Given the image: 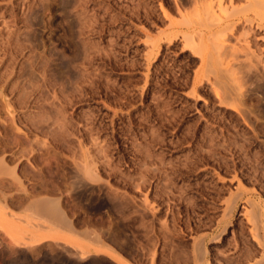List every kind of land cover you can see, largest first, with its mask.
I'll return each instance as SVG.
<instances>
[{"label":"rangeland","instance_id":"obj_1","mask_svg":"<svg viewBox=\"0 0 264 264\" xmlns=\"http://www.w3.org/2000/svg\"><path fill=\"white\" fill-rule=\"evenodd\" d=\"M187 1L0 0V264H263L264 32L205 75Z\"/></svg>","mask_w":264,"mask_h":264},{"label":"bare ground","instance_id":"obj_2","mask_svg":"<svg viewBox=\"0 0 264 264\" xmlns=\"http://www.w3.org/2000/svg\"><path fill=\"white\" fill-rule=\"evenodd\" d=\"M185 5H186V9L181 12L180 19L179 20L177 19L178 20L177 22H174L175 20H173L171 15L167 13L166 16H168L169 18V23H168L169 25L167 27L170 28L169 30L170 32L167 34V37L166 36L165 37H166V40H168V42H171L174 38H176L179 35V37L182 39L183 47L191 50L193 54L198 55L200 59V67L205 69L204 74L207 72L208 74L211 73L217 76L219 75L220 71L229 72V73L234 74L235 70L238 69L235 67L237 63H235L234 61L236 60L237 62L239 56L241 55L246 58L247 61L245 59H243V61L245 60L247 62L246 63L244 61L246 65L248 64L247 65L248 67L253 65L254 61L252 57L254 56V50L251 49V46L249 45V42L251 39L248 40V38L252 37V40H253L254 35H256L257 32L259 31L264 32V0H192V1L188 0ZM188 7H192V9H189ZM175 23H177L176 25L178 26L176 28H175ZM231 39L235 40L233 44H231L230 42ZM149 54L151 55V53ZM150 58L148 57V59ZM241 63L243 65L242 60H241ZM241 63L239 62V64ZM200 74L201 73L199 69L195 71V78L197 80H199ZM239 86L243 87L240 84ZM240 111H242V109ZM243 111L245 110L243 109ZM243 116H245L246 118L247 115L243 114ZM89 165H90V162H89ZM87 168L90 170L89 167ZM89 170L87 171L85 170L84 173L87 175L90 172L91 174L89 173L88 176L89 177L90 175L93 176L92 171L91 170L89 171ZM44 198L45 200H43ZM44 198L43 197L42 199L40 198L41 199L40 202L36 203L35 205L33 204L34 208L36 207L38 214L42 213L41 218H45L43 217L45 213L47 217L50 214L49 218L50 216H52L50 218V221L52 220L51 221L52 223L53 222L56 223L57 222L56 218L53 219V215L54 216L56 215V217L58 218L59 215L60 216L64 215L61 213L64 211L59 210L60 208L58 207L55 208L57 204H55L54 206L50 202L51 200L48 201L49 199H51L50 197L49 199L46 196ZM38 199L39 198H37L36 200L39 201ZM33 205H31V207H33ZM254 210H255V214L257 216H260L261 214L260 208L255 205ZM5 214H6L5 210H0V221L1 219L5 217ZM29 214L31 213L29 212ZM32 217H34V215ZM60 218L61 217H59L58 220H60ZM64 218H61L60 221H64L66 219ZM257 218L259 219V217ZM46 221H49V220H46ZM256 221L257 219L255 220V223L258 222ZM0 225L3 229L8 230V233L12 239H14L15 241H19V237L15 234V231L13 229L9 228L3 223H1ZM55 225H57V223ZM69 227L67 229H69ZM57 228L62 229L63 227H57ZM64 228L66 229V227ZM255 228H257V230L256 229H254L255 231L253 230V233H252V236L254 238L253 240H255L258 247L261 248L260 249L261 255L264 258L263 228L260 224L255 226ZM50 235L54 237H59V235L57 234L55 230H50L49 236ZM43 237H46V235L40 234V238H43ZM34 240H38V238ZM116 260L118 261L119 264H130L126 260L119 258V257H116ZM257 260L252 261V263L250 262L249 264H259L258 262L260 258L258 261Z\"/></svg>","mask_w":264,"mask_h":264},{"label":"crops","instance_id":"obj_3","mask_svg":"<svg viewBox=\"0 0 264 264\" xmlns=\"http://www.w3.org/2000/svg\"><path fill=\"white\" fill-rule=\"evenodd\" d=\"M37 237V236H36ZM38 238V240H36V241H38V242H41V241H44V240H49L51 237H49V236H47V237H43V238H40V235L37 237Z\"/></svg>","mask_w":264,"mask_h":264}]
</instances>
